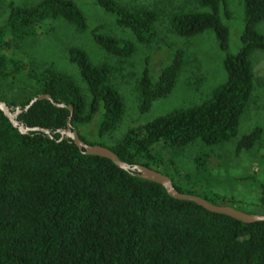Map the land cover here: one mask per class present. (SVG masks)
<instances>
[{"label": "trees", "instance_id": "1", "mask_svg": "<svg viewBox=\"0 0 264 264\" xmlns=\"http://www.w3.org/2000/svg\"><path fill=\"white\" fill-rule=\"evenodd\" d=\"M121 1L91 0L117 26L129 30L136 43L153 41L157 10ZM193 1L207 11L174 12L167 18L169 28L182 38L211 31L225 53L224 83L202 103L129 129L111 146L101 139L118 124L123 104L109 83L106 65L90 64L80 49L68 50L85 97L66 75L50 68L31 69L10 51L12 43L33 36L34 29L48 19L84 30L81 12L71 0L9 5L0 26V101L11 112L21 110L16 121L23 127L47 129L50 137L33 131L20 134L0 112V264H264V221L244 224L175 200L160 185L124 172L105 158L81 154L69 139L58 141L56 131L65 127L67 108L41 100L23 111L31 98L49 95L54 103L71 109L70 126L83 143L105 147L122 162L168 177L179 193L239 210L223 197L195 194L187 175L176 168L171 167L170 176L159 170L163 162L157 148H182L196 141L204 148L219 147L235 138L253 88L250 54L264 52V35L254 29L264 19V0H242L241 47L235 54L226 52L227 28L218 18L223 0ZM91 34L110 56L127 58L134 52L129 41ZM180 59V52H173L153 80L143 71L138 82L139 112L148 111L154 100L171 91ZM23 72L30 83L12 88L10 84ZM97 114L98 141L88 142L79 129ZM262 145L261 129L254 127L236 141L234 154ZM209 158L203 150L194 165L200 169ZM259 194L264 203V184ZM241 212L264 216V211Z\"/></svg>", "mask_w": 264, "mask_h": 264}, {"label": "rangeland", "instance_id": "2", "mask_svg": "<svg viewBox=\"0 0 264 264\" xmlns=\"http://www.w3.org/2000/svg\"><path fill=\"white\" fill-rule=\"evenodd\" d=\"M39 1L0 0V26L6 19L9 5L30 7ZM71 1L85 19L84 30H78L61 19H48L34 29L33 36L12 43L10 51L14 58L24 61L31 69L50 68L66 75L85 97L84 83L76 66L68 60V50L80 49L90 64L106 65L109 68V83L121 96L123 113L115 128L101 139L105 145L115 144L129 129L172 111L202 103L214 88L224 83L226 77L222 61L225 53L218 48L213 33L206 31L182 38L174 35L169 28L167 18L174 12L207 11L198 7L193 0H120L127 6L150 7L159 13L154 24L155 39L147 44L136 43L129 30L117 26L114 19L93 5L91 0ZM218 18L227 28L226 52L235 54L241 47L239 38L244 22L242 0L220 2ZM254 29L264 35V19ZM92 32L129 41L134 45V52L127 58L110 56L94 43ZM176 51L181 54V66L173 88L165 97L154 100L148 111L139 112L138 82L143 71L152 80L155 79ZM250 61L253 88L233 140L219 147L204 148L196 141L182 148L159 147L157 150L163 162L159 170L170 176L173 167L187 175L189 188L195 194H214L227 199L228 205L241 211L262 212L264 203H260L259 186L264 184V52H252ZM20 83H30L25 72L17 76L10 86L14 88ZM98 121L99 114L87 127L79 129V134L86 141H98ZM254 127L261 129L263 145L234 154L236 141ZM203 150L210 153V158L198 169L193 160Z\"/></svg>", "mask_w": 264, "mask_h": 264}, {"label": "water", "instance_id": "3", "mask_svg": "<svg viewBox=\"0 0 264 264\" xmlns=\"http://www.w3.org/2000/svg\"><path fill=\"white\" fill-rule=\"evenodd\" d=\"M41 100L50 102L55 108H67L69 112V116L65 121V127L61 130L56 131L59 135L58 141L64 138L69 139L81 154L87 155V156H97V157L105 158L109 160L115 167H117L118 169L124 172L135 174V176L141 180L153 182V183L160 185L169 197L175 200L192 202L207 212H210L213 214L224 215V216L230 217L233 220H236L244 224L264 221L263 215L247 214L239 210H235L228 206L212 205L197 196L179 193L171 186V182L168 177L152 169H148L142 166L131 165V164L122 162L109 149L105 147H102L99 145H88L86 143H83L82 141H80L76 132L72 130L70 126V117L72 113L71 109L68 107H65L61 103L60 104L54 103L51 100L49 95H38V96L31 98L28 104L24 106L23 111H26L35 101H41ZM0 112L9 121L11 126L17 129V131L20 134L33 131V132L43 133L44 135H47L50 137V133L47 129H41L37 127L27 128L19 124L16 121V117L21 112V110H19L18 108H15L14 111L11 112L10 108H8L4 102L0 101Z\"/></svg>", "mask_w": 264, "mask_h": 264}]
</instances>
